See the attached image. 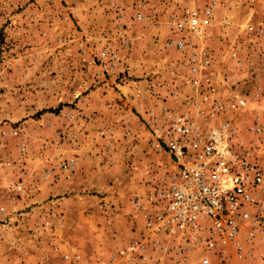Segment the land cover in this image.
Listing matches in <instances>:
<instances>
[{
	"label": "rangeland",
	"instance_id": "rangeland-1",
	"mask_svg": "<svg viewBox=\"0 0 264 264\" xmlns=\"http://www.w3.org/2000/svg\"><path fill=\"white\" fill-rule=\"evenodd\" d=\"M53 1V9L40 4L39 16L19 18L17 13L25 7L28 9L31 0H0V200L8 187L21 186L25 190L40 179L50 176L52 181L58 179L61 165L69 160L55 163L56 158L50 167L47 161L51 162V158L66 147L68 139L78 136L84 123L86 135L91 134L93 141L99 140L98 147L124 143L120 148L128 154L131 142L138 138L134 143L138 146L131 151L139 157L130 154L127 175H117L115 182H111L115 189L106 191L104 201L110 207H104L99 214L106 232L114 223L121 232H126L132 217L131 198L144 197L148 186L170 167L169 163L146 146L149 137L146 112L139 116L141 119L132 129L117 128L112 114L106 117L95 111L88 117L77 113L78 105L85 103L81 98L91 91L112 89L118 82L127 80L132 81L133 89L143 100L149 93L156 95L155 88L166 90L163 97L166 100L175 79L187 81L190 78L184 61L186 55L168 45L176 38L169 27L171 17L184 10H199L205 14L212 6L210 24L190 35L189 40L197 49L203 76L215 77L220 92L227 97L233 94L247 97L248 105L243 113L230 112L226 118L237 124L240 137L255 149L264 166V135L256 134L253 128L257 120L264 124V93H259L260 96L257 93L258 87L264 86V39L257 41L264 35L258 33L259 21L264 19V0H152L151 15L136 26L129 20L132 15L127 14L124 20L128 0L125 6L116 0L124 6L122 18L110 8L112 0H74L79 12L84 13L83 22L92 21L88 33L81 30L73 18L69 0ZM68 7L67 13L60 16V10ZM58 10L59 16L53 15ZM52 15L59 22L61 19L63 23H70L73 33L68 32L65 23L45 38V24L54 21ZM59 36L68 38L69 44L60 43ZM129 37L133 38L131 43ZM124 40H128L129 45H124ZM104 48L118 54L120 63L115 70L109 67L108 59L103 61L97 57V52ZM185 84L183 91L188 92L189 84ZM92 100L93 104L97 102ZM118 101V105L126 104L124 108L129 110L131 102L127 98ZM126 113L122 112V117ZM97 114L100 118L95 116ZM67 121L72 122L75 131L67 129ZM73 200L77 206L83 203L78 198ZM85 202L89 205L95 199L88 197ZM73 211L79 214V209ZM5 218L0 215V264H21L26 260H20L17 255L22 252L18 251L34 248L33 230L30 225L17 228L18 223L13 226ZM40 243L43 250L48 246L45 240Z\"/></svg>",
	"mask_w": 264,
	"mask_h": 264
},
{
	"label": "built area",
	"instance_id": "built-area-1",
	"mask_svg": "<svg viewBox=\"0 0 264 264\" xmlns=\"http://www.w3.org/2000/svg\"><path fill=\"white\" fill-rule=\"evenodd\" d=\"M117 1L125 6L127 0ZM117 1L112 0L110 8L122 18L124 6ZM212 8L205 14L184 10L171 17L169 27L176 38L168 45L186 55L190 78L175 79L169 95L181 96L185 83L190 89L180 114L171 108L146 111L148 147L164 156L170 167L149 185L145 197L131 199L145 232L118 250L114 264H183L198 250L205 253L199 264H213L211 257L218 264H255L248 259L256 247L264 245V166L255 149L240 137L237 124L226 118L230 112L243 113L248 99L242 94L223 95L215 77L203 76L197 49L189 40L210 24ZM258 33L264 34V26ZM123 44L129 45V41ZM96 55L108 59L112 70L120 63L110 48ZM253 128L264 135L260 120ZM61 170L74 173L75 162H63ZM15 189L23 190L21 186ZM164 255L168 261L161 257ZM63 259L77 263L79 256L65 252Z\"/></svg>",
	"mask_w": 264,
	"mask_h": 264
},
{
	"label": "crops",
	"instance_id": "crops-1",
	"mask_svg": "<svg viewBox=\"0 0 264 264\" xmlns=\"http://www.w3.org/2000/svg\"><path fill=\"white\" fill-rule=\"evenodd\" d=\"M53 2V0H31L29 8L27 9L25 7V9L17 13L16 16L19 18L37 17L40 15V4H46L48 9H53ZM148 2L149 1L128 0L125 6L126 12L124 20L128 18H126L128 14V16L132 15L129 20H133L135 26L143 24L152 13V0L150 3ZM69 3L71 4L69 7H71L73 12V18L77 20L76 23H78L81 30L88 33L91 30L89 26L92 21H88V23L83 22L85 16L84 13L79 12L76 1L69 0ZM161 4L162 3H160V5ZM69 7L65 10H60V12L59 10L56 12L53 11L55 12L53 15L59 16V12L61 16L65 11L67 13ZM157 11L159 12V9H157ZM53 20V22L45 24V27L47 25V28L44 30L45 38L48 37V35H53L58 26L67 23V21L63 23L61 19V22H59V19L55 17ZM259 24L260 26H264V19H261ZM73 25H75V23H73ZM67 26L68 32L72 34L73 31H70V23H67ZM127 26L129 33H131L129 29L131 25L129 22ZM79 33H81V31ZM263 36L264 35H261L257 41H262L264 39ZM67 39L68 38L59 36L58 40L60 43L69 44ZM129 39L131 43L133 38L129 37ZM132 86V81L127 80L125 82H118L112 89L106 90L102 88L99 91H91L85 97L81 98L85 103L78 105L79 110L77 113L88 117L90 113H95V111L106 117L108 114H112L117 128L127 127L132 129L133 126L138 123V120L141 119L139 116L145 113L149 108L162 110L171 108L177 115L184 109L182 102L186 92L183 90H181V96L173 98L169 95V97L164 100L163 97L166 90L155 88L156 95H154V93H149L147 94V99L143 100L142 96H139V93H137V90L133 89L135 85L134 87ZM169 88L172 90L171 85ZM184 88L185 86L183 89ZM260 88V93H264V86L261 85ZM122 97L127 98V100L131 102V106L128 107L129 110L124 108L126 104L123 106L117 104V102H119L118 100H121ZM92 99L97 102L93 104ZM65 111H67V109ZM122 112H127L125 117H122ZM133 112H135V114ZM99 114L95 116L100 118ZM115 114H117V116H115ZM131 114L133 115L131 116ZM128 121H132V124L129 125ZM67 122V129L69 128L71 131H75V128L70 124L72 122ZM86 122L88 121L85 118V123ZM84 125L85 124L82 123V126H80V133L77 134L78 136H72V138L68 139L66 141V147H64L59 154L53 156L51 162L47 161L49 163V165H47L48 167H50V163H54L53 160L56 158L58 159L55 163L61 159L74 161V173L67 176L59 171V178H61H54L56 182L52 181L53 178L50 176L45 180L40 179V181H35L31 187H25V190H22V192H18L15 187H8L4 190V196L0 200V209L2 210L0 215L6 217L5 220L13 224V226L18 223L17 228L30 225L33 230V233H31L33 239L31 240L34 243V248L19 250L18 252H22L17 255L21 258L20 260H26L31 264H114L112 263V259L119 258L118 250L126 247L128 244L138 239L141 233L145 232L142 217L134 209L131 200L129 206L131 208L132 217L128 222L126 232H121L115 223L112 224L108 232H106V228L102 224L103 219L99 216L101 209L110 207L104 204V201H106V191L110 188H114L111 182H115L116 177H118L117 175H123V177L127 175L126 170L129 169L128 165L132 159H130V154L135 156V158H137V155L139 157L138 153L135 155L136 153L134 154V152L131 151L132 147L138 146L134 145V143L138 141V138L131 142L130 151L128 154H125L124 149L120 148L124 143H116L109 148L98 147L97 143L99 140L93 141L91 134L86 135L83 129ZM87 128H89V126ZM146 146L149 149L147 142ZM148 190L149 186L144 197ZM88 197L95 199V202L89 204L91 206L85 202ZM75 198H78L83 203L78 204L79 206L76 204L74 205L73 199ZM92 207H94V210ZM74 209H79V214H75L73 211ZM19 236L20 235H18V237ZM44 240L48 246H45L43 250V242L40 243V241ZM75 242H78V244H75ZM263 247L258 246L255 248L256 251L248 259L251 263L260 264V262H262L264 258ZM65 252H69L71 255H78L79 261L77 263H72L64 260L63 254ZM193 253L190 259L183 264H199L201 258L205 256V253L199 250ZM45 256L51 258L45 260ZM161 257L165 259V261H168V256L164 255ZM211 260L213 264L219 263L215 257H211ZM154 264H161V262Z\"/></svg>",
	"mask_w": 264,
	"mask_h": 264
}]
</instances>
